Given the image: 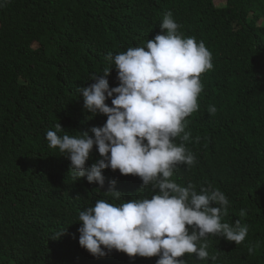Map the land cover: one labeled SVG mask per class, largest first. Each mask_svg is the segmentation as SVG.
I'll use <instances>...</instances> for the list:
<instances>
[{
    "label": "trees",
    "instance_id": "16d2710c",
    "mask_svg": "<svg viewBox=\"0 0 264 264\" xmlns=\"http://www.w3.org/2000/svg\"><path fill=\"white\" fill-rule=\"evenodd\" d=\"M169 11L178 33L203 41L213 63L200 77L198 110L186 118L191 139L175 138L195 163L177 165L170 179L197 192L221 190L229 200L221 221L248 228L238 245L223 236L203 238L208 259H179L264 264V0H0V264H156L159 256L133 258L115 249L93 256L79 244L78 219L97 200L122 204L158 189L119 169H102V187L76 177L46 132L59 123L58 135L94 137L91 129L107 116L84 109L81 89L109 67V86H118L106 58L146 47ZM99 159L94 145L86 167ZM111 181L118 200L106 192Z\"/></svg>",
    "mask_w": 264,
    "mask_h": 264
},
{
    "label": "clouds",
    "instance_id": "9594fccd",
    "mask_svg": "<svg viewBox=\"0 0 264 264\" xmlns=\"http://www.w3.org/2000/svg\"><path fill=\"white\" fill-rule=\"evenodd\" d=\"M160 27L161 33L148 40L146 47L106 58L117 69L118 86H109V67L81 89L84 109L107 116L103 126L91 129L94 137L87 132L58 135L64 130L59 123L56 130L46 132L49 147L70 159L76 177L86 176L88 182L102 187V169H119L121 174L139 176L143 187L151 183L158 189L151 198L122 204L101 199L79 212V244L95 257L107 255L105 249H115L133 258L159 256L156 264H186L179 259L185 254L209 258L207 243H199L209 234L238 245L248 233L239 220L234 224L221 221L229 205L221 190L202 187L197 192L191 183L185 187L170 179L177 165L195 163L194 154L184 143H175V138L183 133V141L191 139L185 132L186 118L198 110L203 90L200 77L213 69V63L203 41L178 33L180 25L170 11ZM108 98H112L111 106ZM208 111L214 115L217 109L209 106ZM94 145L101 159L89 168L86 161ZM114 184L111 181L106 192L118 200L121 192ZM240 215L246 212L241 210ZM248 250L253 252L252 247ZM216 259L211 256L212 261Z\"/></svg>",
    "mask_w": 264,
    "mask_h": 264
},
{
    "label": "rangeland",
    "instance_id": "374dc122",
    "mask_svg": "<svg viewBox=\"0 0 264 264\" xmlns=\"http://www.w3.org/2000/svg\"><path fill=\"white\" fill-rule=\"evenodd\" d=\"M216 4L217 5H223L224 4V0H216Z\"/></svg>",
    "mask_w": 264,
    "mask_h": 264
}]
</instances>
